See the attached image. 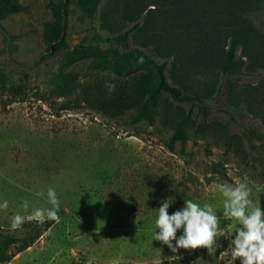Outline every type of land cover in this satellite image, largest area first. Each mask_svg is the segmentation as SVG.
Returning a JSON list of instances; mask_svg holds the SVG:
<instances>
[{
	"label": "rangeland",
	"instance_id": "1",
	"mask_svg": "<svg viewBox=\"0 0 264 264\" xmlns=\"http://www.w3.org/2000/svg\"><path fill=\"white\" fill-rule=\"evenodd\" d=\"M60 2L17 0L22 9L0 18V203H8L0 208V228H13L16 214L24 221L48 219L33 218L32 212L51 207L49 187L60 200L59 219L7 264H146L193 253L198 249L174 255L153 240L158 208L170 198L171 214L190 199L212 205L220 216L222 184L246 183L251 199L264 210V0H248L232 19L220 10L214 29L202 11L192 15V4L182 8L197 28L182 32L183 21L167 77L202 100L210 122L201 132L195 110L184 141L173 135L189 106L166 95L151 120L134 124L129 113L113 118L81 102L85 85L113 80L108 65L99 63L112 45L101 39L111 33L102 27L101 7L89 16L77 0H68L64 43L49 50L47 25L58 23L53 6ZM149 5L155 9L153 27L167 23L160 5L179 13L166 2L150 0ZM118 25L126 29L122 21ZM234 37L242 44L231 71L223 74L218 57ZM144 42L130 39L149 53ZM75 50L87 51L78 57ZM51 73L72 77V94L58 95ZM126 80L114 85L120 88ZM236 226L223 218L217 248L225 243L227 248L218 257L205 253L201 264L239 260L229 247Z\"/></svg>",
	"mask_w": 264,
	"mask_h": 264
},
{
	"label": "trees",
	"instance_id": "2",
	"mask_svg": "<svg viewBox=\"0 0 264 264\" xmlns=\"http://www.w3.org/2000/svg\"><path fill=\"white\" fill-rule=\"evenodd\" d=\"M17 0H0V18L5 13L19 11L22 9L16 3ZM102 0H77L79 9L86 15L93 16L101 7ZM155 2H166L175 7L177 15H172L165 7L160 5L164 15V21L167 22L162 26L153 27L154 21L153 10L149 9L150 0H107L101 7L102 27L108 29L111 33L109 37L101 39L111 45L107 52L103 53L99 63L108 65L109 71L113 77L110 83L102 80H96L92 85H85L80 96L81 102L86 103L90 108L96 109L111 117L116 118L129 113V123L134 124L144 119H152L154 107L161 96L166 95L170 101L179 105H187L189 109L184 115L182 121L178 124L173 139L184 141L185 131L190 123L196 119V114L201 117L197 128L204 132L209 127V108L203 104L197 96L185 92L181 86L174 85L167 77V69L172 57V47L177 45L178 36L183 27V21L186 27L182 32L190 31V26L197 28V24L187 17L182 8L191 6L195 9L193 14L200 11L202 16L212 29L216 28L218 22L215 14L220 15V10H224L229 19L232 14L237 16V11L248 5V0H201L199 5H195L196 0H154ZM113 2L112 8L109 3ZM191 2V3H190ZM107 4V6H106ZM201 4L204 9H201ZM68 0H61L58 5H54V12L58 18V23L47 25V34L49 36V50L64 43V34L66 30V16L68 13ZM106 6V7H105ZM145 13L144 17L143 14ZM204 20V21H205ZM122 21L126 26L119 27L118 22ZM219 21V20H218ZM160 25V24H159ZM205 27L206 25L203 24ZM220 25V23H219ZM175 28L178 31H175ZM176 29V30H177ZM211 29V31H212ZM214 33V31H212ZM130 39H136L142 43L149 53L142 50L139 45L132 46ZM242 44L240 37H234L226 51L218 57L219 70L223 73H229L235 64V58L238 48ZM156 47H154V46ZM87 50L74 51L73 54L85 55ZM203 51V50H201ZM154 54V55H153ZM202 57L204 56L202 52ZM162 59L161 62L156 60L157 57ZM128 77L122 87L114 85L115 80ZM73 78L70 76L51 73L50 81L54 90L60 96L72 94L70 87L73 84ZM113 86L114 88H108ZM55 220L45 219L26 220L15 228L3 231L0 228V264H7L18 254L33 246L40 240L44 234L54 225ZM227 248V244L221 245L214 253L218 257L221 252ZM206 249H198L193 253L161 261L158 263L146 264H193L199 257L197 264H201ZM66 264H79L69 262ZM219 264H226L219 262ZM233 264H239V260Z\"/></svg>",
	"mask_w": 264,
	"mask_h": 264
},
{
	"label": "clouds",
	"instance_id": "3",
	"mask_svg": "<svg viewBox=\"0 0 264 264\" xmlns=\"http://www.w3.org/2000/svg\"><path fill=\"white\" fill-rule=\"evenodd\" d=\"M111 87L114 88V85ZM220 192L224 197L220 216L212 205H201L190 199L184 200L181 209L169 214L168 209L172 205L170 198L163 200L155 219L156 231L153 233V240L162 242L174 255L180 249H206L210 255L216 252L219 245L221 221L228 218L237 225L229 245L231 257L235 261L239 259V264H264V210L260 204L253 202L251 189L244 182L237 185L222 184ZM46 196L51 207L36 208L32 212L33 218H43L46 215L50 220L59 219L60 200L55 188L49 187ZM7 207V201L0 203V208ZM23 207H28L27 201L23 203ZM23 222L24 217L20 214L12 217L13 228ZM198 260L199 257L193 264H197Z\"/></svg>",
	"mask_w": 264,
	"mask_h": 264
}]
</instances>
